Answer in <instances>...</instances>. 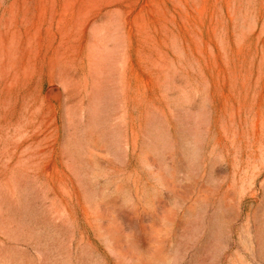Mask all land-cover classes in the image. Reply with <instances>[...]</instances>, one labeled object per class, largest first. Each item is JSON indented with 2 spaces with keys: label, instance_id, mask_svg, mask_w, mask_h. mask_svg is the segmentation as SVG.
<instances>
[{
  "label": "rangeland",
  "instance_id": "374dc122",
  "mask_svg": "<svg viewBox=\"0 0 264 264\" xmlns=\"http://www.w3.org/2000/svg\"><path fill=\"white\" fill-rule=\"evenodd\" d=\"M177 251L264 264V0H0V264Z\"/></svg>",
  "mask_w": 264,
  "mask_h": 264
},
{
  "label": "clouds",
  "instance_id": "9594fccd",
  "mask_svg": "<svg viewBox=\"0 0 264 264\" xmlns=\"http://www.w3.org/2000/svg\"><path fill=\"white\" fill-rule=\"evenodd\" d=\"M152 166L148 165V169L151 170ZM175 203V202H173ZM166 264H183V258L180 254L179 251H177L174 255L170 256L167 261Z\"/></svg>",
  "mask_w": 264,
  "mask_h": 264
},
{
  "label": "bare ground",
  "instance_id": "6f19581e",
  "mask_svg": "<svg viewBox=\"0 0 264 264\" xmlns=\"http://www.w3.org/2000/svg\"><path fill=\"white\" fill-rule=\"evenodd\" d=\"M48 66V65H47ZM52 66V65H51Z\"/></svg>",
  "mask_w": 264,
  "mask_h": 264
}]
</instances>
